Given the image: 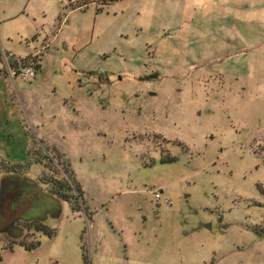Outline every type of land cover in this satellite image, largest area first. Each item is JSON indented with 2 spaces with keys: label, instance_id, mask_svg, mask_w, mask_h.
I'll return each mask as SVG.
<instances>
[{
  "label": "rangeland",
  "instance_id": "rangeland-1",
  "mask_svg": "<svg viewBox=\"0 0 264 264\" xmlns=\"http://www.w3.org/2000/svg\"><path fill=\"white\" fill-rule=\"evenodd\" d=\"M0 50V139L16 97L56 146L0 195V264H264V0H0Z\"/></svg>",
  "mask_w": 264,
  "mask_h": 264
},
{
  "label": "crops",
  "instance_id": "crops-1",
  "mask_svg": "<svg viewBox=\"0 0 264 264\" xmlns=\"http://www.w3.org/2000/svg\"><path fill=\"white\" fill-rule=\"evenodd\" d=\"M38 69H40V67ZM38 69H37V71H38ZM10 80L13 81L14 79H10ZM8 93H9V91H8ZM14 101H15V105L12 109L15 113L13 116V121L15 122V124L12 127L13 129L6 127L2 131H6L9 134L8 135L9 137H11L12 133L14 131H16L18 133L17 141H16V143L13 141H10V143H8L5 139H0V160H3L10 165H14L15 163H18V162H20L18 164H21L23 162H24L23 164H25V163L31 161V157H29V155H27L25 158H20V157H16L17 155H14L13 152L14 151H17V152L21 151L23 153L25 151L27 153V151L29 150L30 137L33 136L32 131H34V129L41 131L38 135H35L37 138H39V140H41V142H45L50 147L56 148V146L53 144V142H51L49 139V133L47 132L48 128L46 129L48 124L46 125V122H44L43 116L41 115L40 117H37V118L26 117V115H23L24 106L22 104L21 99L18 98V100H16V97H15ZM70 108H72V111H75L73 109V107H70ZM54 118H55V116L52 115V119H54ZM34 164H38V163H34ZM30 166H31V163L29 165V168H30ZM17 178H20V179L27 181L39 193V190H40L39 187L37 185L33 184L32 182H30L27 178H25V172L20 173V174H14V173H11L9 171L4 172V173L2 171H0V190L2 189L3 185L7 181L17 179ZM38 183H39V185H42L43 188L45 189V187H46L45 185L41 184L39 181H38ZM45 197L50 199V200H53V197H51L49 195H47ZM19 206H20L19 209H21V207H23V204H19Z\"/></svg>",
  "mask_w": 264,
  "mask_h": 264
},
{
  "label": "trees",
  "instance_id": "trees-1",
  "mask_svg": "<svg viewBox=\"0 0 264 264\" xmlns=\"http://www.w3.org/2000/svg\"><path fill=\"white\" fill-rule=\"evenodd\" d=\"M100 1H101V3H107V2H110L112 0H100ZM79 6L81 7V5H78L77 7H79ZM29 59L32 61L36 60L35 57H33V58L30 57ZM2 60H3V55H2V52L0 50V63L2 62ZM37 68H39V67L37 66ZM2 71L4 73V77H6V72H5L4 68H2ZM27 154L29 155V157L32 158V153L30 152V150L27 151ZM45 158H47V157L45 156ZM47 160H48V158H47ZM50 161H52V160L50 159ZM34 162L41 164L43 167H46V164H44L42 162V160H40V159H35ZM58 164H59V162H58ZM29 165H30V162H27L25 164H18V165L14 166V165H10V164L6 163L3 160H0V169L2 171L3 170L5 172L9 171V172L14 173V174H20V173L26 172L29 169ZM38 181L47 187L46 191H47V194L49 196L55 197L57 199H60V200L67 202L73 212L78 211L81 207V204H83L82 203V191L78 185H76V187H73L74 188V190H73L71 188V186L67 183V181L66 182L60 181V180L53 178V177L47 178L44 175H41L40 178L38 179ZM23 203H24V201H23ZM9 208L11 210H13L14 212L17 211V213L14 215L12 221H15V223L18 222V219L21 216V215H19V212L21 211L19 209L20 208L19 203L11 204ZM30 223H33L35 225V227L33 228L35 231L41 230L43 228V226L38 222L33 221ZM19 244L24 245L27 249H33L34 245H35V244H27L23 241H20ZM82 263L88 264V261H87L86 256L84 254L82 255Z\"/></svg>",
  "mask_w": 264,
  "mask_h": 264
},
{
  "label": "built area",
  "instance_id": "built-area-1",
  "mask_svg": "<svg viewBox=\"0 0 264 264\" xmlns=\"http://www.w3.org/2000/svg\"><path fill=\"white\" fill-rule=\"evenodd\" d=\"M5 72L11 79L19 77L26 82H31L37 74V65L32 62L29 64H24L21 61L15 60L13 65ZM161 198L162 197L160 193L156 192L154 194V199L156 201L161 200ZM164 204L166 205V207H168L171 205V202L165 200Z\"/></svg>",
  "mask_w": 264,
  "mask_h": 264
},
{
  "label": "water",
  "instance_id": "water-1",
  "mask_svg": "<svg viewBox=\"0 0 264 264\" xmlns=\"http://www.w3.org/2000/svg\"><path fill=\"white\" fill-rule=\"evenodd\" d=\"M9 186H15L16 187V190L20 189L21 186H28V187H31V184H29L27 181L23 180V179H20V178H17V179H13V180H10V181H7L2 189L0 190V195L3 194L4 191H6V189L9 187ZM10 189V188H9Z\"/></svg>",
  "mask_w": 264,
  "mask_h": 264
},
{
  "label": "flooded vegetation",
  "instance_id": "flooded-vegetation-1",
  "mask_svg": "<svg viewBox=\"0 0 264 264\" xmlns=\"http://www.w3.org/2000/svg\"><path fill=\"white\" fill-rule=\"evenodd\" d=\"M11 194L16 195V192L13 191V192H11ZM16 196H18V195H16ZM18 200H19V204H23V207H21L20 210H27L28 211L29 209H31V205H30V202H29L28 198L24 197V200H23L24 203L20 199H18Z\"/></svg>",
  "mask_w": 264,
  "mask_h": 264
}]
</instances>
